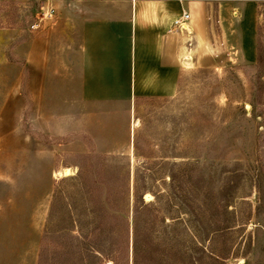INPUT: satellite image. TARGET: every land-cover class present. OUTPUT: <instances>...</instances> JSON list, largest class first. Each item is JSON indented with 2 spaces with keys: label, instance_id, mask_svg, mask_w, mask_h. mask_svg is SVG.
<instances>
[{
  "label": "rangeland",
  "instance_id": "1",
  "mask_svg": "<svg viewBox=\"0 0 264 264\" xmlns=\"http://www.w3.org/2000/svg\"><path fill=\"white\" fill-rule=\"evenodd\" d=\"M130 1L0 0V264H264V0L254 60L232 0H202L209 55L174 95L73 106L60 20Z\"/></svg>",
  "mask_w": 264,
  "mask_h": 264
},
{
  "label": "crops",
  "instance_id": "2",
  "mask_svg": "<svg viewBox=\"0 0 264 264\" xmlns=\"http://www.w3.org/2000/svg\"><path fill=\"white\" fill-rule=\"evenodd\" d=\"M79 5L57 27L62 40L54 64L58 85L67 84L70 90L59 94L71 97L73 106L172 96L181 70L209 55L207 4L202 0H131L115 6L127 12H97L90 3ZM231 8L238 13L237 48L244 60L252 61L257 3L232 0ZM183 12L189 17L180 29L174 22ZM45 60L43 73H50Z\"/></svg>",
  "mask_w": 264,
  "mask_h": 264
},
{
  "label": "built area",
  "instance_id": "3",
  "mask_svg": "<svg viewBox=\"0 0 264 264\" xmlns=\"http://www.w3.org/2000/svg\"><path fill=\"white\" fill-rule=\"evenodd\" d=\"M54 13H55V9L52 6L45 7L42 12V18L43 19L50 18L54 15ZM188 17H189V14L187 12H183L181 17L174 22L175 25L178 28L182 29Z\"/></svg>",
  "mask_w": 264,
  "mask_h": 264
},
{
  "label": "trees",
  "instance_id": "4",
  "mask_svg": "<svg viewBox=\"0 0 264 264\" xmlns=\"http://www.w3.org/2000/svg\"><path fill=\"white\" fill-rule=\"evenodd\" d=\"M128 244V241H127ZM132 255L133 260H136V255L138 253V242H137V234H136V222L133 223V240H132Z\"/></svg>",
  "mask_w": 264,
  "mask_h": 264
}]
</instances>
